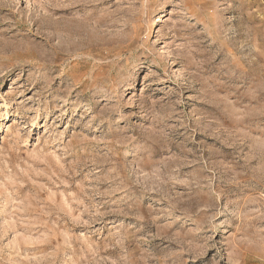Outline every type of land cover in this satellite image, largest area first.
<instances>
[{"label": "rangeland", "instance_id": "obj_1", "mask_svg": "<svg viewBox=\"0 0 264 264\" xmlns=\"http://www.w3.org/2000/svg\"><path fill=\"white\" fill-rule=\"evenodd\" d=\"M0 264H264V0H0Z\"/></svg>", "mask_w": 264, "mask_h": 264}]
</instances>
